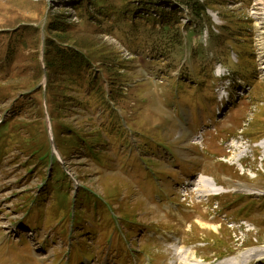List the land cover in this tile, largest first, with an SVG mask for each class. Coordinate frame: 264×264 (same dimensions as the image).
Here are the masks:
<instances>
[{
  "label": "rangeland",
  "instance_id": "obj_1",
  "mask_svg": "<svg viewBox=\"0 0 264 264\" xmlns=\"http://www.w3.org/2000/svg\"><path fill=\"white\" fill-rule=\"evenodd\" d=\"M263 46L264 0H0V264L264 248Z\"/></svg>",
  "mask_w": 264,
  "mask_h": 264
},
{
  "label": "bare ground",
  "instance_id": "obj_2",
  "mask_svg": "<svg viewBox=\"0 0 264 264\" xmlns=\"http://www.w3.org/2000/svg\"><path fill=\"white\" fill-rule=\"evenodd\" d=\"M214 183L215 182H213L211 179L209 180L208 178L204 177L200 180L202 190L207 192L209 196L220 195V192L225 191L222 187H218ZM261 196H264V191L259 192L258 197ZM176 255L178 256L179 264H205V262H202L195 256L196 254L194 252L186 250L184 248L177 250ZM262 256H264V248H262L261 250H251L245 252L243 254H240V256L227 259L218 264H250L253 261V258H258L256 260H261V258H263Z\"/></svg>",
  "mask_w": 264,
  "mask_h": 264
}]
</instances>
